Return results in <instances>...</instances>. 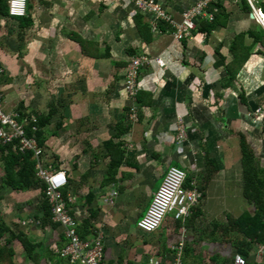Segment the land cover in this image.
Wrapping results in <instances>:
<instances>
[{"label": "crops", "instance_id": "1", "mask_svg": "<svg viewBox=\"0 0 264 264\" xmlns=\"http://www.w3.org/2000/svg\"><path fill=\"white\" fill-rule=\"evenodd\" d=\"M135 1L28 0L21 26L0 12L3 108L27 120L52 113L39 142L32 134L41 166L65 172L62 192L76 233L101 241V264H233L237 245L223 227L255 212L244 197L240 135L264 168V13L256 6L264 0H248L250 12L241 0H222L230 11L225 24L206 33L199 23L181 40L172 24L161 29L160 18ZM156 1L180 21L198 0ZM239 35L249 51L235 50ZM139 54L149 62L140 72L134 121L124 85ZM180 119L187 138L177 146ZM120 141L125 160L109 176L116 147L109 143ZM1 158L0 264H81L59 255L67 239L59 224L45 222L44 184L32 154L36 183L24 189L5 184ZM167 166L182 168L189 188L204 195L180 225L174 214L146 234L138 222L157 192L152 180ZM249 250L248 264H264V245Z\"/></svg>", "mask_w": 264, "mask_h": 264}, {"label": "built area", "instance_id": "2", "mask_svg": "<svg viewBox=\"0 0 264 264\" xmlns=\"http://www.w3.org/2000/svg\"><path fill=\"white\" fill-rule=\"evenodd\" d=\"M213 0H198L191 7L184 10L182 19L176 21L174 17L156 0H136V6L144 12L155 14L156 19L170 21L174 26V36L181 40L192 36V30L198 25L201 17L213 18V12L208 11V5ZM28 0H9V13L11 16L22 17L27 14ZM261 16V14H260ZM149 62V57L144 54L135 55L130 59L125 78V91L134 103L130 114L134 121L137 120V96L140 92L139 77L142 68ZM157 62L162 64L161 60ZM19 114L16 110L6 111L3 108L2 94L0 91V146L16 142L13 151L20 154L31 152L35 159L36 177L44 184V197L46 198L52 221L63 229L67 245L59 251L62 258H68L71 263L101 264L104 256V247L100 240L94 242L84 241L76 233V222L71 217L62 196V190L67 185V177L64 171L44 169L41 166L42 151L37 145L36 139L27 136L24 123L18 121ZM35 123V117L30 118ZM36 131V127H32ZM187 138L185 122L180 119L176 135V144L180 146ZM187 173L180 167L170 166L164 180L154 194L150 206L144 217L138 222V228L143 233L153 234L163 224L167 215L175 214L177 220H182L191 214L193 207L197 206L201 199V193L197 190L185 189ZM233 264H248L247 259L236 254Z\"/></svg>", "mask_w": 264, "mask_h": 264}, {"label": "trees", "instance_id": "3", "mask_svg": "<svg viewBox=\"0 0 264 264\" xmlns=\"http://www.w3.org/2000/svg\"><path fill=\"white\" fill-rule=\"evenodd\" d=\"M5 1L6 0H0V5H1L0 12L4 14L5 17L17 18L19 21V25L21 26L22 20L26 16H22V17L21 16L20 17L11 16L8 11V6ZM241 1L245 5V8L248 10V12H250L251 7L248 4V0H241ZM256 6L257 7L259 6L264 13L263 4L258 5L256 3ZM208 11L213 12V18L209 19V18L201 17L198 19V25L200 23L199 27L197 25L199 30H201L202 32H206V33H210L218 24H225V22H220V21H226L230 14V11L222 3V0H213L212 2H210L208 5ZM140 13L141 14H138L137 18H139L141 21L142 11H140ZM165 21L166 20L164 19H159L158 24L161 29L167 30V28L169 29V27H171L170 26L171 23L170 21H167V23ZM195 29L192 30V33ZM261 32L264 33V31H261ZM248 35L253 38L254 42L255 40H258L259 36L257 35L259 34L253 31H248ZM242 40H243V36L239 35L238 39H236V41L234 42V46L236 48L235 50L240 51V49H243V50L249 51L251 49L250 46L244 47L243 45H240L243 42ZM51 115H52L51 112H48L46 115L35 113L37 120L35 123H31L30 120H27L25 118V117L27 118L29 117L24 115L23 112H21L20 118H18V121H20L21 118L26 119L27 123L25 122V125L27 126H26L25 131H26L27 136L31 137L33 136L32 134H34L36 139L39 142L40 130L42 127H44L48 123ZM32 127H36L38 128V130L36 132L35 131L32 132ZM129 128H130V125H129ZM240 139H241V147H242L241 162H242L243 177H244V197L246 198L247 202L250 205L255 207V212L251 213L250 211H248V212L243 213L237 219L230 218L229 226L223 227V231H224L223 235L228 236L231 242L237 245L236 254L243 255L248 261V257L250 255V250H249L250 246L253 245L254 243L259 244V245H264V168H260L258 166L257 159L255 158L252 150L249 149L248 144L245 141V137L243 135H240ZM15 145H16V142H12L11 144L0 146V157H2L1 160L4 162V166H5L4 169H5L6 178L4 180H5V184L13 187L14 189H24L36 183L35 170H34L35 162L31 159L30 152L20 154L17 151H13L12 149L15 148ZM109 145H116V147L113 150L117 151V152L111 151L110 156L112 157V159H111L110 166L108 168L109 176H114V174L118 172V168L120 167V165L125 160V156H126L125 151L121 149V147L122 148L124 147V142L120 141L118 144L109 143ZM190 186H191V179L190 177H187L184 187L185 189H188V190L195 189V188L190 189L189 188ZM43 187L45 186L43 185ZM200 191L202 192V193L200 192L201 196H203L204 191L202 190ZM62 196L64 198L66 197L65 191L62 192ZM201 200H202V197L199 200V202ZM42 207L44 210L43 216L45 218V222H49V221L51 222L52 216L50 213L48 202L45 197H44ZM195 209L196 207H194L192 210L194 211ZM91 217L95 218V215H91ZM176 221L180 225L181 220H176ZM0 228L4 229V224L1 221H0ZM86 234L87 233H81L80 238L84 239Z\"/></svg>", "mask_w": 264, "mask_h": 264}, {"label": "rangeland", "instance_id": "4", "mask_svg": "<svg viewBox=\"0 0 264 264\" xmlns=\"http://www.w3.org/2000/svg\"><path fill=\"white\" fill-rule=\"evenodd\" d=\"M254 8V7H253ZM253 14H255V16L257 17V18H259V20H261V16L259 15V11H257V9L256 8H254L253 9ZM158 59V58H157ZM168 168H169V166H167V168H161V170L159 171V174L161 175L160 176V179L157 181V183L155 182V179H153L152 180V185L154 186V189H156L155 190V192L159 189V187L161 186V184H162V182H163V180H164V177L166 176V173H167V171H168ZM173 216H174V213H170V214H168L167 215V218L168 217H172L173 218Z\"/></svg>", "mask_w": 264, "mask_h": 264}]
</instances>
